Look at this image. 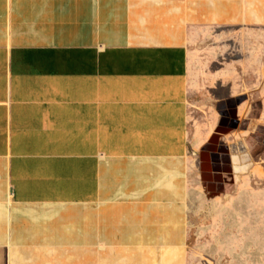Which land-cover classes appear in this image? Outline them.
Returning <instances> with one entry per match:
<instances>
[{
  "label": "crops",
  "instance_id": "obj_1",
  "mask_svg": "<svg viewBox=\"0 0 264 264\" xmlns=\"http://www.w3.org/2000/svg\"><path fill=\"white\" fill-rule=\"evenodd\" d=\"M211 149L263 248L264 0H0V264H189Z\"/></svg>",
  "mask_w": 264,
  "mask_h": 264
},
{
  "label": "rangeland",
  "instance_id": "obj_2",
  "mask_svg": "<svg viewBox=\"0 0 264 264\" xmlns=\"http://www.w3.org/2000/svg\"><path fill=\"white\" fill-rule=\"evenodd\" d=\"M223 155H226L225 150H209L194 165L190 176L189 264H264V247H252L255 244L246 242L236 229L227 231L225 221L219 214L223 207H230L229 201H235V195L239 193L229 173V163ZM254 184L256 187L259 185L257 182ZM255 209L263 211L264 202L258 200V204L253 205V213H256ZM255 217V214L251 217L252 230L261 228L264 232V225L256 222ZM237 221L241 222L242 218L237 216ZM230 239L236 240L235 251H232ZM243 248L249 249L242 251Z\"/></svg>",
  "mask_w": 264,
  "mask_h": 264
}]
</instances>
